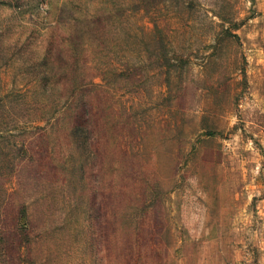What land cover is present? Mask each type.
I'll list each match as a JSON object with an SVG mask.
<instances>
[{"label":"rangeland","instance_id":"1","mask_svg":"<svg viewBox=\"0 0 264 264\" xmlns=\"http://www.w3.org/2000/svg\"><path fill=\"white\" fill-rule=\"evenodd\" d=\"M0 264H264V0H0Z\"/></svg>","mask_w":264,"mask_h":264},{"label":"trees","instance_id":"2","mask_svg":"<svg viewBox=\"0 0 264 264\" xmlns=\"http://www.w3.org/2000/svg\"><path fill=\"white\" fill-rule=\"evenodd\" d=\"M22 150V149H21ZM22 212V211H21ZM23 213H24V211H23ZM19 214H20V212H19ZM22 214V213H21Z\"/></svg>","mask_w":264,"mask_h":264}]
</instances>
